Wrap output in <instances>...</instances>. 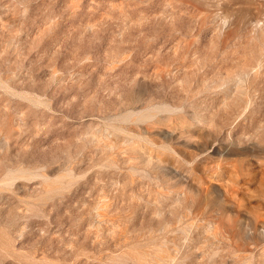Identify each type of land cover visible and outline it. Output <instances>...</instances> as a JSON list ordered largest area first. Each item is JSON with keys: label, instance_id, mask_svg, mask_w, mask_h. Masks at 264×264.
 Returning a JSON list of instances; mask_svg holds the SVG:
<instances>
[{"label": "rangeland", "instance_id": "obj_1", "mask_svg": "<svg viewBox=\"0 0 264 264\" xmlns=\"http://www.w3.org/2000/svg\"><path fill=\"white\" fill-rule=\"evenodd\" d=\"M0 264H264V0H0Z\"/></svg>", "mask_w": 264, "mask_h": 264}]
</instances>
